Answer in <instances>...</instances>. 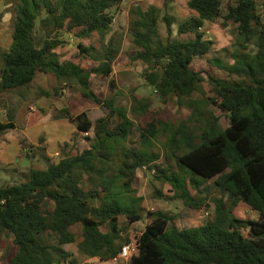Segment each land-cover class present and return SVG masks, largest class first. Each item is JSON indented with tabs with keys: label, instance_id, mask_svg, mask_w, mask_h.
<instances>
[{
	"label": "trees",
	"instance_id": "trees-1",
	"mask_svg": "<svg viewBox=\"0 0 264 264\" xmlns=\"http://www.w3.org/2000/svg\"><path fill=\"white\" fill-rule=\"evenodd\" d=\"M124 1L17 0L12 43L7 50L0 46V94L27 88L39 74L51 73L60 82H76L84 98L109 113L94 122L85 112L61 110L57 118L77 132L59 146V156L54 160L44 154L45 169L32 168L22 180L0 185V239L8 236L14 247L8 250V264H79L64 248L78 240L82 255L116 258L131 243L132 226L145 216L134 189L144 169L170 187L172 197L157 193L163 200L179 199L195 211L209 209L200 190L209 183L221 197L212 201V216L193 228H180L166 213L147 212L138 254L128 264H264V0H236L225 8L224 0H188L195 15L179 25L177 34L194 38L166 43L159 23L172 36L176 18L154 5L133 10L129 31L139 48L134 60L146 65L145 80L162 104L173 101L188 112L174 120L152 111L148 97L133 95L126 110L91 88L93 76L112 75L121 53L122 38L107 35L115 20L112 11ZM218 22L235 26L239 44L232 63L210 62L237 77L234 81L195 66L214 49L205 24ZM62 32L80 39L97 34L100 47L80 42L78 55L60 62L55 50L65 43L59 39ZM204 82L214 96L203 91ZM221 116L229 120L225 128ZM17 129L9 116L8 123H0V136ZM134 129L143 149L131 146ZM158 140L163 141L161 163L147 149ZM46 141L42 135L37 147L25 138L19 144L22 152H45ZM26 152L31 158L32 151ZM240 204L256 212L258 220L237 218Z\"/></svg>",
	"mask_w": 264,
	"mask_h": 264
},
{
	"label": "rangeland",
	"instance_id": "rangeland-1",
	"mask_svg": "<svg viewBox=\"0 0 264 264\" xmlns=\"http://www.w3.org/2000/svg\"><path fill=\"white\" fill-rule=\"evenodd\" d=\"M8 2H12V4L6 6L4 1H0V13H3V16L0 17V46L4 50H7L12 43L17 0H8ZM165 2L168 4V7L164 6ZM235 2L236 0H224L223 6L225 8L228 4H235ZM187 4L188 0H125L118 9H114L112 14L115 20L112 32L107 35V39L112 37L114 33H118V36L122 38V50L114 63L113 73L109 78L92 77V90L101 99H112L117 106L126 110L130 109L131 98L135 95L138 98H150L152 100L151 110L154 112L161 110L165 118L174 120L179 117H186L188 112L186 110L179 111L173 101H170L168 104H162L160 98L155 94V90L147 84L144 77L146 65L140 61L134 60L135 54L139 51V48H137L133 42L129 26L134 18L133 10L137 6H142L144 9H147L149 6L154 5L158 8H162L163 12H168L176 18L172 36L167 34L165 24L162 21L159 23L160 38L163 42L166 43L179 39L184 41L192 40L194 38L192 35L179 36L177 34L179 25L186 19L195 15V13L188 8ZM39 24L40 22L38 21L37 28H39ZM203 31L206 34V38L214 42V49L210 55L206 56L201 61L197 60L195 66L219 78L230 81L237 80V77L229 75L226 70L219 69L210 62L219 58L222 61L221 64L232 63L230 56L239 44L237 43L238 38L235 26H232L231 23H228L226 27H223L220 22L207 23ZM38 35L42 36V34ZM59 39L65 42L55 50L59 55L60 62L77 56V47L80 42L87 45L92 42L96 47H100L101 41L100 36L97 34L91 39H80L74 34H67L65 32L60 33ZM202 89L207 96H214L211 91L212 87L208 82L203 83ZM56 91H58V93H56ZM194 98L201 99V95L195 94ZM63 109L70 110L74 115L85 112L94 122L107 116L109 113L104 106L95 105L84 98L76 82L68 80L60 82V80L56 79L51 73L39 74L34 83L27 88L1 93L0 123H8L9 116H14L18 130L1 135L0 148L9 145L13 140L15 141L17 137L19 143L21 139L24 138L21 130L27 128V126H34L32 131L36 134L41 131L40 136L45 135L47 138L48 135H53L50 137V140L51 146L54 145L56 140L54 133L57 132V121L60 120L57 117ZM130 117H132V115H130ZM220 125L223 128L227 127L229 125L228 118L221 116ZM90 135H92V133ZM80 139L84 142V137H80ZM162 142V140H158V142L153 144L154 146H152V148L147 147L148 151L155 152V154L159 155V163L165 160L162 154ZM131 144V146L135 148L143 149L140 144L138 131L135 129L131 134ZM30 151H32L31 158H28L27 152H11V160L9 164H7L2 159V151L0 149V185L22 180L23 176L32 168H46L47 162L44 159L46 151H40L37 148H33ZM55 151L56 152L52 153L50 156V158L54 160L56 159L57 153L56 147ZM205 188H207V191ZM134 189L136 190V197L142 199L141 202L146 209L143 220L133 225L129 231L131 242L134 244L138 242L139 236L145 230L149 222L148 216L146 215L147 212L166 213L173 218V222L180 228H193L205 222L202 213L209 210L213 211V199L221 197V194L216 189L212 188L209 183L200 188V190L205 191L202 196L208 197L210 201L208 202L210 204L209 209L204 208L200 211H195L187 208L179 199L175 201L163 200L158 196V192L168 197H172L173 194L169 193V186H163L154 179V172L150 169L138 171ZM130 196L133 198L134 195L131 193ZM234 214L237 218L243 220H258L259 218L258 214L245 204H240L235 209ZM74 231L76 232L75 229ZM79 242L80 240L75 244L64 246L66 251L70 252L73 258L78 260L79 264H128L130 262L129 260L114 263L112 260L101 261L98 259H91L79 252ZM11 243L12 239L6 235H3L0 239V264H8V250H14ZM50 243L55 244L56 241L51 240Z\"/></svg>",
	"mask_w": 264,
	"mask_h": 264
},
{
	"label": "crops",
	"instance_id": "crops-1",
	"mask_svg": "<svg viewBox=\"0 0 264 264\" xmlns=\"http://www.w3.org/2000/svg\"><path fill=\"white\" fill-rule=\"evenodd\" d=\"M57 125V132L54 133L56 140L54 142L53 148L51 146V140L50 137L53 135H48L47 137V141H46V155L47 156H51L52 153H55V147L57 152L59 151L58 148L60 145H62L64 142L69 141L73 135L77 132L76 127L69 123L67 120L65 119H60ZM54 124V123H53ZM52 124V125H53ZM34 126H27V128H23L21 130V133L23 135V137L29 142V144H32L33 146H39V141H40V132H37V134L32 131ZM18 130V129H17ZM2 151V159L5 163L9 164L10 160H11V152L14 153H22V149L20 144L18 143V137L15 139V141L13 140V142H11L9 145L4 146L3 148H0ZM26 151H30L29 150H25L23 151V153H25Z\"/></svg>",
	"mask_w": 264,
	"mask_h": 264
},
{
	"label": "built area",
	"instance_id": "built-area-1",
	"mask_svg": "<svg viewBox=\"0 0 264 264\" xmlns=\"http://www.w3.org/2000/svg\"><path fill=\"white\" fill-rule=\"evenodd\" d=\"M59 156L58 153H56V158ZM204 219H208L212 216L213 212L211 211H205L202 213ZM138 254V242L134 244L133 242L127 244L121 253L112 260V262L117 263L119 261H129L131 260L134 256Z\"/></svg>",
	"mask_w": 264,
	"mask_h": 264
}]
</instances>
